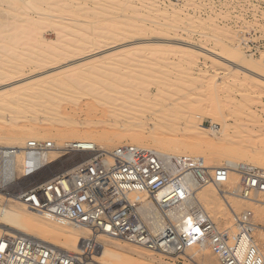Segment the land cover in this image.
Instances as JSON below:
<instances>
[{"label": "rangeland", "instance_id": "1", "mask_svg": "<svg viewBox=\"0 0 264 264\" xmlns=\"http://www.w3.org/2000/svg\"><path fill=\"white\" fill-rule=\"evenodd\" d=\"M132 1L136 5L135 8L133 6L136 11H129L131 7L126 10V5L124 7L121 5L122 3L109 4L107 0H0V70L4 67L3 70L5 74L7 73V77L8 75L15 77L21 74L25 67L26 71L29 70L38 62L35 61L31 63L32 65L29 62L25 63L28 57L34 56L38 52L42 53L49 44L48 42H51L50 44L58 43L59 47L62 46L60 47L61 51L67 53L106 50L112 46V49L110 48L106 54L102 53L94 59L97 66L89 74V78L85 80H90L92 83L96 81L105 82L110 87H114L113 89L116 86L117 92L113 93L114 96L110 102L122 105L125 113L123 112L124 115L120 118L143 121L151 118V122L154 121L161 125H166L169 122H195L201 119L204 132L208 133L207 136H212L210 132H212L211 126L214 122L224 124V135L221 140L228 142L221 147L222 150L219 154L195 150L194 152L188 151L186 154H176L178 152L170 151V154L202 158L206 167L211 168L223 167L227 165V160L230 157H237L239 155L237 150L239 149L233 151V148L242 146L248 148L257 145L261 147L263 154L264 90L258 83L246 79L231 65H226L216 59L213 54H210V51L233 58L239 63L247 59L257 65H264V61H259L264 55V0ZM69 6L71 9L68 11L67 7ZM157 10L165 13L166 16L177 15L175 18L178 17L179 21H176L178 23L175 25L169 26L171 31H155L152 28L158 24L155 25L150 18L152 15L150 17L148 15L154 11V14H157ZM127 12L132 15L134 12H138L143 14L142 17H146L144 14L149 13L147 15L149 19L144 20L146 30H148L142 34L126 35L122 30V23L120 21V24L115 23V21L123 20ZM161 14L159 17L163 23L165 18ZM115 24L119 26L116 32L110 30ZM162 25L159 26L163 27L164 25ZM33 53L35 54L33 55ZM24 59L26 61L22 64ZM11 61H16L18 64L14 65ZM94 61L84 64H92L95 63ZM19 63L22 65V69H20L21 66H16ZM24 64L25 67H23ZM29 65L30 68L28 69ZM118 87L120 88L118 89ZM140 87L152 88L153 92L147 95L139 89ZM80 101L83 105L89 99L83 97ZM214 104H219V106H216L217 109L214 110L217 116L213 120L209 111L212 106L215 108ZM196 105L197 108H195ZM198 105L209 111L203 112L204 114L202 112L196 113L203 110H200L201 107L198 108ZM208 105L211 106L210 109ZM15 106L0 105V126L2 125V118L17 111L19 106ZM96 106L101 110L103 109V106L99 104ZM190 107L196 111L190 110ZM192 112L196 114V116L193 114L196 120L190 119ZM187 115L189 116L187 117ZM92 125L97 126L96 128L99 130L105 129L107 132L109 130L111 132L118 131L117 127H108L105 123ZM158 127L160 128V125ZM18 133H23V131L13 125L0 131V146L14 145L13 135ZM53 135H55L54 132L50 134L51 137ZM192 135L179 132L178 139L191 141ZM48 139L53 140L50 137L40 140L49 141ZM124 141V143L133 144L127 140ZM230 141L241 144L231 145ZM96 144L102 147L99 142ZM150 144L154 145L153 142ZM149 147L154 149V146ZM60 153L56 156L65 159V157H60ZM56 156H52V158L55 159ZM57 157L56 159L59 160ZM75 159V161L78 160V158ZM252 161L239 159V164L252 165L255 163ZM256 164L257 162L253 165L256 166ZM261 164L258 163L257 165L264 169V165ZM18 175L22 176L20 173ZM232 177H237L240 183L239 174H232ZM31 182L33 181H27L26 184H31ZM229 184L220 187L225 190L229 188ZM215 188L214 185H207L199 191L197 197L199 196L202 205L220 229L229 228L234 223L235 213L251 210L255 217L253 207L255 204L247 203L237 197H227L234 209L232 211ZM261 196L262 194L251 201L260 199ZM140 198L143 201L146 200L144 195H140ZM5 201L6 197L0 195V220L19 227L35 235V237L37 236L36 238L42 236V231L45 232L39 226L40 219L53 224L55 229L56 226L68 224L59 217L44 213L19 201L12 202L31 209L32 214H34L33 219L18 223L13 220H6L2 216ZM2 230L0 228V233H4ZM262 234L264 239V232ZM48 240L64 249H74L80 245H68L66 237L62 233ZM109 242L111 244L108 245L107 243L106 245L108 250H116L115 245L117 243L124 246H135L132 245L133 243L119 239H110ZM260 245L264 253V242L261 241ZM146 252L155 257V262L142 259L137 253L125 254H128L129 259L132 258L135 264H145V262L146 264H201L197 254L207 253L209 257L217 259L216 264H221L218 255L211 248L204 250L201 246L189 247L183 255L173 256V258L153 250H146Z\"/></svg>", "mask_w": 264, "mask_h": 264}, {"label": "built area", "instance_id": "2", "mask_svg": "<svg viewBox=\"0 0 264 264\" xmlns=\"http://www.w3.org/2000/svg\"><path fill=\"white\" fill-rule=\"evenodd\" d=\"M55 146L51 141L29 140L26 157L36 161L27 163L26 172L16 179V172L11 177L16 148L0 147V190L29 207L90 228L91 236L80 251L73 252L30 236L0 233V264H100L94 259V237L100 233L171 258L207 243L222 264H264L251 210L235 213L234 223L220 229L205 210L190 206L194 183L225 185L230 167H206L202 158L187 160L134 144L105 150L92 141L75 140L61 148L60 154L65 159L78 158L76 163L44 181L25 185L49 171L51 163L45 155ZM236 171L243 199L254 200L264 193V169L240 163ZM141 192L153 204L175 210L166 216L161 229L155 230L149 222Z\"/></svg>", "mask_w": 264, "mask_h": 264}, {"label": "bare ground", "instance_id": "3", "mask_svg": "<svg viewBox=\"0 0 264 264\" xmlns=\"http://www.w3.org/2000/svg\"><path fill=\"white\" fill-rule=\"evenodd\" d=\"M107 1L109 2V4L112 5H117V3L118 4L122 3L121 5H124V7L126 5V10L131 7L132 9L130 8L129 11L131 10L136 11V9H134L136 5L132 0H107ZM69 7H67L68 9L66 8L68 11L71 9V7L70 8ZM159 11L160 10L156 11L157 14H154L155 11L152 14L148 13L149 15L144 14L146 16V17L143 16L144 18L142 17L143 14L141 13L134 12V15H132L130 12L129 13L127 12L126 13L127 15L123 18V20H118V21L116 20L115 23H119V21L120 23H122L121 24L123 26L122 30H124V33L126 35L142 34L148 30V29L146 30L147 27L145 25L146 22H144V20L150 17V15H152V17H150L152 18L151 21L155 23V25L158 24L156 27H152L155 31L157 30L164 32L171 31L169 26H173L175 25V23H178L176 21H179L178 17L175 18L177 15L166 16L165 13ZM159 13L160 14L162 13L161 15H163L165 18L164 19L165 23L163 20L164 24L162 23L159 17L160 15ZM159 25H162L163 27ZM117 28H119V26L115 24L112 25L110 30H115L116 32ZM48 43L49 44L42 53L39 52H38L39 54L33 53V55L34 54L35 55L31 57L29 56L27 61L26 59H24L23 61L21 60L22 64L24 63V61H26L25 63L29 62L30 64L35 61L38 62L36 65L32 66L31 68L29 65L28 67V69L30 68L29 70L26 71V67L24 64L23 67H25V70L23 69L21 71L22 73L16 75L15 77L11 75H8L7 77V73L5 74V71L3 70L4 67H2V70H0V105H9L10 107L15 105L19 106V107L15 106L18 107V109L17 111H14V114H7L6 117L2 118L3 120L1 122L2 125L0 126V131L8 129V127L11 125L18 127V129H21L23 131V133H18L13 135V139L15 141L14 145L0 146V147L16 148V152L13 156L14 160L16 161L15 164L16 168L14 172H12V176H11L12 178L15 172H16L15 173L16 176H14V178L15 179L20 178L18 174L22 172L23 173L26 172L27 163L28 164L35 163L36 158L27 159L25 147L29 140H40L41 138L43 139L50 137L53 138V140L48 139L51 142H54L56 140H60V141L54 142L56 145L55 148L53 150L48 151L45 155V160L47 161V163H51V165H49L50 166L49 171L47 169L46 172L44 171V173L38 175L37 178H34L35 180L32 179L31 181L33 182H31V184H26L27 183L26 181L25 185L27 186L36 184L40 181H44L48 179V177H51L56 173L64 171L68 169L70 166H72L74 163H76L78 161V160L75 161L76 159L75 160L61 159L56 156L61 152L60 149L63 146H66L68 143L75 140L92 141L94 143L99 142L102 145V147L100 148L101 149L104 148L105 150H111L121 145L130 144V143H124L125 142L124 140H127L128 142H131L133 144H138L137 146L143 148L151 149V147L149 146H154L153 148L156 151L165 154H170L169 153L170 151H172L173 153L178 152L176 154H186L188 151L194 152V150L199 152L205 151L210 154H219L220 150H222L221 147L227 144L228 141L226 142V140L224 141L221 140L224 135L223 134L224 124L221 125V123L214 122L213 126H211L212 132H210L212 136H207L208 133L204 132L205 130L203 128L204 126H202L201 119L200 121L198 120L195 122L190 121V119L196 120V117L194 118V115L196 116L194 112L190 113L192 115L194 114L193 117L192 115H190L191 118L188 119L190 122H176V123L169 122L168 124H166L167 126L161 125L154 121L151 122L150 121L151 118L149 120L147 119L148 121L135 120L132 118L129 120L125 118H120L125 113L123 111L122 105L110 102L112 96H114L113 93L117 92L116 86L115 89H113L114 87L113 88L112 86L110 87L105 82L96 81L92 83L90 80H85L89 78V74L92 73L94 71L93 70L94 67L97 66L96 65L97 62H95L94 59L99 57L102 53L106 54L107 51L110 50V48L112 49V46H110L106 50H95L92 52L83 51L78 53L72 51V53L70 52L67 53L61 51L60 47L62 46L59 47L58 43L56 44H50L51 42ZM198 48L200 47L198 46ZM206 49L208 51V48ZM206 49L203 50L205 51ZM210 54H213L216 57V59L222 61L226 65H231L233 69L242 73L246 79L258 83V85L264 90V65H257L247 59H245L242 63H239L233 58L223 56L221 54L216 53L215 51L214 52L210 51ZM91 61H94L95 63L84 64V63H91ZM259 61H264V55ZM12 64L15 65L18 63H16V61H13ZM16 66L18 67L21 66L20 69H22V65H20V63L19 65ZM119 88L120 87H118V89ZM139 89L143 90L147 95H150L153 92V89L149 87L148 88L140 87ZM83 97H85V99H89V101L85 102L82 105L80 99L81 98L83 99ZM95 103L103 106V109L102 110L99 109ZM214 106L215 108L212 106V108L210 109L211 106L208 105L210 109L209 111L208 109L205 110L203 106L198 105V108L201 107L200 110L202 109L203 110L196 113H201V112L206 113V111L207 112L209 111L211 118L214 120L217 116L214 110L217 109L216 106H219V104H214ZM190 108H191L190 110H192V107ZM195 108H197V105ZM192 111H196V110H192ZM108 116H110L111 118H109ZM188 116L189 115H187V117ZM201 116L203 115L201 114ZM96 123L99 124L105 123L108 127L111 126L117 127L118 131L111 132L109 130L107 132L105 129L99 130L96 128L97 126L92 125ZM159 125L160 128L158 127ZM53 132L55 135L51 137L50 134H52ZM179 132H182L183 134H187V135L193 134L194 135V136L192 135L193 139L191 141L180 140L178 139ZM150 142L151 143L153 142L154 145L150 144ZM230 144L240 145L241 143L235 144L234 141H230ZM182 148H184L185 150L183 151ZM260 148L261 147L257 145L248 148L246 146L233 148V151L239 149L237 150V153L239 155L237 154L238 156L234 158L230 157L227 160V165H225L226 167H230L232 169L229 178L230 182H228L230 183L229 188L222 190L221 187H218L214 184H208V185H214L216 187L215 189H217L220 195L224 198L225 203L230 207L232 211H234V209L227 200V197H237L238 199L244 200L247 203L255 204V206H253L255 209V217H256V218L254 217L256 219V221L254 220L256 224L255 236H256V242L259 245V247L261 246L260 245L261 241L264 242V239L262 237L263 235L262 233L264 232V193H262L260 199L258 198L255 201L243 199L239 195L240 183L238 181V178L232 177V174H238L236 168L239 165V159H244V160L250 159V161L253 160L252 162L255 163L257 162V164L262 163L264 165V153L263 154L261 153L262 150ZM52 156H56L59 160H57L56 157L55 159L54 157L52 158ZM84 156L85 157L89 156V153L85 154ZM185 158H187V160H191V158H199V157L186 156ZM80 159L81 157L79 158V160ZM257 164L255 167L262 169V167H260V165ZM193 185L194 188L192 190L189 200L190 206L192 208L203 209L207 212V210L199 200V196L197 197V194L200 193L199 191H201L207 185L200 186L197 185L196 183H194ZM0 195H4L2 190H0ZM140 195H144V197L146 198L143 204L145 208H147L146 216L149 219V222L151 223V225L154 227L155 230L161 229L165 225L164 219L166 218V216L173 215L175 213V210L172 207L167 208L166 206L163 205L161 206L158 203L153 204L151 200L148 197H146L145 193L141 192ZM5 197H6V201L3 203V213H2L4 219L13 220L17 223L20 221L24 222L28 219H33L34 214H32L31 209L24 208L22 205H17L16 203L12 202V201L21 202L19 199L9 198L7 196ZM208 215L212 218V216L209 213ZM65 221L68 224L60 225L59 227L56 226L55 229L53 227V224L40 219L39 226H41L42 227L41 229L44 230L45 232L42 231L41 233L42 236L39 238H36L37 236L35 237V235L25 230H22L19 227L12 226L9 223L3 222L1 220H0V228L3 229L2 231L4 233L30 236L39 239L41 241H44L47 244L54 246L56 248L66 251L78 252L80 251L84 241L90 237L92 231L88 227L77 225L67 220ZM186 228L188 229L187 224H186ZM59 233H62L66 237V241L68 245L70 246L77 244L80 245L75 247L74 249H64L59 247L58 245H55L54 242L48 240L54 238L55 235ZM94 239L97 244V252L94 255V259L100 264H119L123 262L125 263L127 262L126 264H135L134 260L132 258H131L132 260L129 259L130 257L128 256V254L125 253H137L142 259L155 262L154 260L155 257H153L151 253L146 252V250H152V249L136 244H132L135 246H131V245L124 246L117 243L115 245L116 250H108L106 248V245L107 243L108 245L111 244L109 242L110 239H119V240H123V239L117 237H111L104 233L97 234L94 237ZM194 246H201L203 247L204 250L210 248V246L207 243L201 245H194ZM156 252L159 254H163L160 253V251L159 252L156 251ZM197 258L201 264H216L217 262V259L209 257L207 253H203L199 255L197 254ZM219 261L222 264L220 259Z\"/></svg>", "mask_w": 264, "mask_h": 264}]
</instances>
